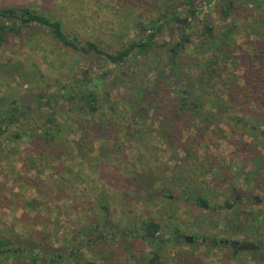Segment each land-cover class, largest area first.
Segmentation results:
<instances>
[{
  "label": "flooded vegetation",
  "instance_id": "flooded-vegetation-1",
  "mask_svg": "<svg viewBox=\"0 0 264 264\" xmlns=\"http://www.w3.org/2000/svg\"><path fill=\"white\" fill-rule=\"evenodd\" d=\"M141 25L140 23L139 26ZM184 31L179 30L180 41L176 44L179 52L190 42H187L189 34ZM90 44H94L97 49H91ZM87 45L86 51H81L88 62L84 74H80L81 71L76 69L75 72L78 71L79 74H75L68 81L69 85L47 94V97L42 93L37 101L35 93L25 91L20 98L9 103L4 102L0 107V115L3 114V118H7L11 110H14L16 115L27 114L30 105L34 106V111H39L47 118L51 117L59 103L66 99L67 110H71L75 115L83 110V131L80 127L75 129L74 126H68L67 131L70 134L63 135L65 130L55 122L54 117L50 121L52 128L46 119L42 118L38 121L42 122V134L35 137L40 146L37 160L41 169L52 174L66 173L72 176L71 181L59 178L52 189L54 187L56 190H75L86 187L87 183L82 186V179L92 184L97 181V177L106 180V176H102L113 172L121 173L123 182L126 181L133 190L147 188L160 191L164 196L159 199V194L156 195V200L161 202L158 215L142 217L137 214L136 218L132 219V228L119 226L118 229H112L113 232L109 230V225L104 224L102 227L105 231L94 237V240L101 244L98 262L264 264V143L258 142L264 139V126H247L243 119L239 118L238 127H243L239 133L246 134H240L238 138L234 127L224 125L220 132L225 137L219 138L216 133L219 130L214 126L225 123L220 113L224 104L187 102L190 94L184 90L185 83L179 75H175L176 69L172 70L178 57L176 49L165 46L167 56L159 55L160 70L152 71L151 75H148V81L139 74L138 69L141 67H132L129 59L126 62H113L109 53L104 52L97 44ZM153 77L157 80V84H153L162 88V91L156 90L153 84V87L151 86ZM172 78L175 79L173 89L181 88L178 103L168 101L172 95ZM148 85L151 92L147 95L145 104L141 101V93ZM82 94L86 95L84 100L81 99ZM73 98L78 102H71L70 99ZM245 107L256 108L263 105L253 103ZM191 109L201 111L191 112ZM232 112L224 113L229 115V122L235 119ZM195 115L207 119L209 127L203 123L201 131L212 140L227 139V142L231 143L230 140L244 139V143H254V149L249 146L244 150H232L228 155L208 151L188 153L184 149L187 142H182V135L188 129H194L191 121H194ZM217 117L221 119L217 120ZM251 117L250 112L246 113V118L251 120ZM74 120L72 119V125ZM79 130L82 134H72ZM251 130L256 133L255 137L249 134ZM49 131L55 134L48 135L51 141H46L44 134ZM146 131L147 135H144ZM257 136L260 139L257 140ZM25 138V135L19 138L22 149L26 148L22 145ZM146 139L148 145L145 143ZM8 142L10 150L6 153L11 157L16 151H13V141L9 139ZM134 142L139 144L140 149L136 159L144 157L146 153L155 158L158 152H166L170 163L166 166L154 165L142 176L140 173H133L134 177L129 180L122 173L127 168L123 167V159L128 157L130 148L126 143ZM156 143L159 144L157 147ZM174 153L178 160L171 161L170 158L175 157ZM189 154L195 156V159L188 158ZM20 156L29 158L26 150L20 152ZM236 181L241 184H236ZM171 189L182 191V197L170 195ZM155 224L160 227L157 232L150 229ZM84 236L86 234L82 235ZM109 240H113L118 246L113 255L108 254V250H112L107 246ZM244 244H253L256 248L247 249L243 247ZM81 248L72 249L62 255L55 254L50 259L51 264H62L66 260L78 263ZM6 252L16 254L18 250ZM19 252L24 253L21 250Z\"/></svg>",
  "mask_w": 264,
  "mask_h": 264
},
{
  "label": "rangeland",
  "instance_id": "rangeland-1",
  "mask_svg": "<svg viewBox=\"0 0 264 264\" xmlns=\"http://www.w3.org/2000/svg\"><path fill=\"white\" fill-rule=\"evenodd\" d=\"M183 1L185 0H0V10L11 7L22 11L28 8L37 10L38 13L59 21L63 32L75 40L80 47L95 43L104 52L113 54L122 50L130 41L137 40L141 35L151 34L153 29L147 27H151V23L155 22L166 10L180 9V3ZM202 2L204 0H192V5L197 7ZM214 13V7L205 8L198 18L195 20L191 18L192 22L194 20V25L186 31L179 25L166 23V33L156 37L157 45L147 55L148 57L133 56L132 61H130L131 58L129 59V64L132 67H141L138 69L139 74L150 81L148 75H151L154 70H160L159 55L166 57L167 48L176 49L181 36L179 30H183L189 34L190 42L183 51L179 52L176 49L178 57L175 59L177 62L172 70L176 69L175 75L181 77L185 83L184 90H187L189 94L201 91L196 82L199 70H201L197 63L199 64L201 58L196 54L194 47L195 44H200L205 40L202 33L204 25L212 21L216 23ZM140 23L141 26H139ZM243 40L245 39L238 38V44L242 45ZM164 43H166V49L163 46ZM81 51L66 48L60 40L52 36L46 26L32 24L23 28L20 36L11 38L5 51V58L9 64L19 65L22 70H25L21 77L27 79L28 82H21L23 85L18 86V82L12 81V77L8 75L0 77V107L4 102L9 103L20 98L28 90L35 93V101L42 93L47 95L62 90L61 87L69 85L68 81L75 74H79L78 71L75 72L76 69L81 71L80 74H84L88 66L86 56ZM141 75H139L140 78H142ZM174 82L175 79L172 78V95L168 101L178 103L181 98L179 94L181 88L173 89ZM153 83L157 84L154 77L151 79L152 87ZM154 86L158 91L163 90L157 85ZM144 88L141 101L147 104L145 99L151 90L149 85ZM215 88L219 90L220 84H217ZM126 97L127 95L124 98ZM222 99L224 101L219 103L224 105L220 108V113L225 123L221 125L235 127L236 137L240 138V134H246L239 133L243 127H238L237 124V120L243 114V107L237 105V99L227 100L226 94ZM67 107L68 100H62L53 115L55 122L65 130L66 133L63 135H67L68 126H74L75 129L80 127L83 131V117H79L77 113L75 115L71 110H67ZM232 110L235 119L229 122L227 121L229 115H224V113ZM72 119H75L74 125H72ZM39 122L38 119L33 118L26 126L24 133L26 138L22 141V145L27 150H29V142L42 134V122ZM250 125L251 123L247 124V126ZM201 128L202 125L198 122L193 130L188 129L182 135L184 137L182 142L189 144L195 139L204 141L206 147L199 148L200 152H219L223 155H228L232 150H244L229 145L227 139L212 140L208 137L209 135H204L206 133H203ZM71 129L74 128L71 127ZM81 130L72 134H82ZM17 132L18 129H13L7 133L8 136L0 137V150L2 151L0 153V235L10 238L13 248L18 252L20 249H25L26 245L33 248L34 254L38 256L34 264H51L50 259L55 254L62 255L81 247L78 263L100 262L98 256L101 244L97 243L94 237L105 231L102 227L104 224L109 225V230L114 232L112 229H118L119 226L132 228V219L136 218L137 214L142 217L158 215L161 202L156 200V195L159 194V199H163L161 192L147 188L135 191L126 181L123 182L121 173L107 172L102 176L103 178L106 176V180L97 177V181L92 184L82 179V186L86 183L87 186L75 190H56L54 187L52 189L53 184L59 178L71 181V174L59 173L57 175L39 171L42 167L38 160L33 164L32 159L21 157L20 153L15 152L13 156H7L6 151L10 150L8 140L12 139V135ZM144 135H147V131ZM145 143L148 145L147 139ZM126 144L130 148L128 157L123 159V167L127 168L122 173L129 180L134 177L133 173H140L142 176L143 173L147 174L154 165L166 166L170 163L166 152H158L155 158L146 153L144 157L136 159L135 156L140 151L139 144L135 142ZM158 145L156 143V147ZM236 184L241 183L236 181ZM169 194L182 197V191L176 189H171ZM8 205L12 208L8 209ZM55 210L62 214L58 216L59 222L62 223L59 228L55 224ZM85 227L88 233L82 237L77 232ZM108 242V248H112L108 250V254L113 255L118 250V246L113 243V240ZM0 264L33 263L31 255L24 252L19 256L7 255L2 262L0 261ZM62 264L75 263L72 260H66Z\"/></svg>",
  "mask_w": 264,
  "mask_h": 264
},
{
  "label": "trees",
  "instance_id": "trees-1",
  "mask_svg": "<svg viewBox=\"0 0 264 264\" xmlns=\"http://www.w3.org/2000/svg\"><path fill=\"white\" fill-rule=\"evenodd\" d=\"M215 9V21L209 22L204 25L202 33L205 36V40L202 43L195 44L196 54L200 56L201 61L198 66L199 75L196 80L197 85L201 88L199 92H192L191 98L187 99L188 103H219L223 102V95L226 94L227 100L237 99L238 106L243 107V114L241 119L245 122L244 124H254L259 128L264 126V0H204L197 7H193L192 0H185L180 3V9H171L163 12L155 22L151 23L153 32L148 36H140L137 40L130 41L123 47L122 50L117 51L115 54H108L110 60L113 62L123 61L126 62L130 57L146 56L155 49L157 43L155 39L158 35H164L167 31L165 28L166 23L179 25L181 29L188 30L194 25V20L204 12L205 8ZM246 11V12H245ZM248 11V13H247ZM193 18V22L191 20ZM32 24H38L49 28L52 36L55 39L66 46L73 48L77 51H86L87 46L80 47L75 40L66 35L62 30V25L59 21L51 19L44 14H40L37 10L25 9L22 11L19 8L11 7L0 10V77H12V81H17L18 86L23 85L22 83L28 82L27 79L21 77L22 70L19 65H12L7 62L5 58V51L11 42L13 36H20L23 28H27ZM148 28V27H147ZM238 38H243L242 45L237 42ZM190 41L188 37L187 42ZM166 46V43L163 44ZM91 49H97L94 44H90ZM101 53V51H100ZM20 80V81H19ZM22 82V83H21ZM220 84L219 90H216V85ZM10 88V87H9ZM46 96L47 95H43ZM86 95L82 94L81 99H85ZM71 102L76 101L70 99ZM262 104L263 107L246 108V105ZM30 111L25 114L16 115L14 110L10 111V116L3 118L4 115H0V137L8 136L7 133L13 129H18V132L12 135V145L14 146V152L20 153L24 150L27 151V156L37 162V156L40 155V146L38 140L34 137L29 142V150L20 147L19 138L24 136L27 124L31 119L35 118L41 120L46 119L49 125L52 124L50 121L54 117L45 118L44 115L39 111H34L33 106H28ZM52 106L50 109L52 110ZM197 108V107H196ZM34 111V112H33ZM200 110H193L191 112H200ZM233 111V110H232ZM230 111V112H232ZM251 113V120L246 118V113ZM81 113V114H80ZM83 110L78 112L79 117L82 116ZM245 114V115H244ZM84 119V118H83ZM217 120L220 117L216 118ZM10 120V121H9ZM206 118H201L200 115L194 116L193 125L195 126L200 122L207 124ZM189 123V122H188ZM231 127V126H230ZM233 127V126H232ZM10 128V129H9ZM224 126H217L216 133L219 137H225L220 130ZM9 129V130H8ZM235 129V127H234ZM237 131V130H235ZM66 133V132H65ZM55 134V132H54ZM53 131L44 134L46 141H51L48 135H54ZM64 134V133H63ZM70 134V132H67ZM229 134V133H228ZM255 137V132H249ZM260 137L257 136V140ZM5 141H7L5 139ZM229 145H234L236 148L246 149L249 146H253L254 143H244V139L230 140ZM258 142L264 143V139L258 140ZM1 146V143H0ZM181 147L180 145H178ZM206 147V142L194 140L187 144L184 149L188 153L192 151H199V148ZM258 147V144H257ZM174 150H177L173 148ZM2 151L0 150V153ZM175 157L170 158L171 161L178 160L176 153L173 154ZM194 157L188 155V158ZM39 171H44L43 169ZM28 183V182H27ZM27 187V186H26ZM67 191V190H66ZM137 191V190H135ZM195 194V192L190 191ZM129 197V196H128ZM60 201V200H57ZM17 205V204H16ZM20 207V206H19ZM7 208H12L10 205ZM50 210V209H48ZM28 214V212H27ZM56 214V227L61 226V222L58 220V216L62 214L60 211L55 210ZM53 214V215H54ZM24 215V214H22ZM153 232L159 231V225H152L150 228ZM80 236L88 233V229L85 227L79 232ZM36 246V245H31ZM28 247V248H27ZM25 249H20L23 252L28 253L32 257V263H36L38 256L34 254L33 248L25 246ZM13 242L10 238L0 235V261L2 262L7 255L19 256L22 252L9 254L6 251L12 250ZM84 264H100L96 261H87Z\"/></svg>",
  "mask_w": 264,
  "mask_h": 264
},
{
  "label": "water",
  "instance_id": "water-1",
  "mask_svg": "<svg viewBox=\"0 0 264 264\" xmlns=\"http://www.w3.org/2000/svg\"><path fill=\"white\" fill-rule=\"evenodd\" d=\"M243 247H245V248H247V249H253V250L256 248V246L253 245V244H248V245H245V244H244Z\"/></svg>",
  "mask_w": 264,
  "mask_h": 264
}]
</instances>
